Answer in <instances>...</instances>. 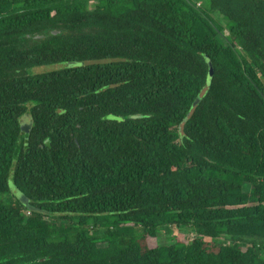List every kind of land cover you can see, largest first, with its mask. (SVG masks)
Returning <instances> with one entry per match:
<instances>
[{
	"label": "trees",
	"instance_id": "16d2710c",
	"mask_svg": "<svg viewBox=\"0 0 264 264\" xmlns=\"http://www.w3.org/2000/svg\"><path fill=\"white\" fill-rule=\"evenodd\" d=\"M0 264H264V0H0Z\"/></svg>",
	"mask_w": 264,
	"mask_h": 264
},
{
	"label": "rangeland",
	"instance_id": "374dc122",
	"mask_svg": "<svg viewBox=\"0 0 264 264\" xmlns=\"http://www.w3.org/2000/svg\"><path fill=\"white\" fill-rule=\"evenodd\" d=\"M224 35H226V32H224ZM62 68V66L60 65H50V66H44L40 69L35 68L32 71L36 70V72H49V71H53V70H60ZM20 124H21V128L23 131H28L31 126H32V119L29 115H24L21 119H20ZM15 197L17 198L18 201H20L21 203H23L25 206H28V202L25 199V197L21 194L15 193ZM177 234V229L176 228H172V227H163L161 228V239H164V235L166 236H173ZM184 235V234H183ZM188 237V236H187Z\"/></svg>",
	"mask_w": 264,
	"mask_h": 264
},
{
	"label": "water",
	"instance_id": "95a60500",
	"mask_svg": "<svg viewBox=\"0 0 264 264\" xmlns=\"http://www.w3.org/2000/svg\"><path fill=\"white\" fill-rule=\"evenodd\" d=\"M208 63L210 64L209 60H208ZM210 67H211V66H210ZM210 71H212V69H210ZM198 102H199V100H198Z\"/></svg>",
	"mask_w": 264,
	"mask_h": 264
}]
</instances>
